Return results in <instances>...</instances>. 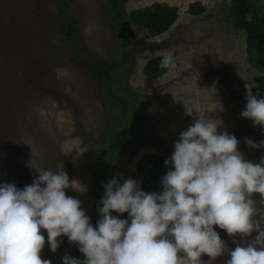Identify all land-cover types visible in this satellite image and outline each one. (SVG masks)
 <instances>
[{
  "label": "rangeland",
  "instance_id": "rangeland-1",
  "mask_svg": "<svg viewBox=\"0 0 264 264\" xmlns=\"http://www.w3.org/2000/svg\"><path fill=\"white\" fill-rule=\"evenodd\" d=\"M68 16L78 29L83 48L93 56L122 62L123 41L118 37L106 0H69ZM62 0H0V183L23 188L38 175L35 168L64 170L73 186L68 196L82 201V207L96 224L98 202L93 192L95 173L91 168L98 150L94 141L106 128L123 121L113 116L100 99L91 73L74 60V51L64 39L67 29L60 19ZM201 2L206 11L189 13L190 5ZM155 3L180 9L176 24L165 34L151 37L131 22L132 12ZM263 10L264 0H257ZM234 0H127L122 5L124 25L140 41L157 44L135 56L132 68L116 77L143 96L141 132L159 139L163 149H140L134 156L114 155L116 166L136 178L137 163L145 154L172 155L181 131L197 117L185 116V104L194 108L202 121L221 123V130L234 134L245 158L258 163L264 149H253L245 138L264 140L259 126L241 118L246 106L245 84L255 83L253 94L264 97V72L248 61V32L235 26ZM168 55L169 72L153 80L144 75L150 60ZM86 137V140L84 139ZM259 201L260 194H253ZM264 212V205L257 204ZM258 218V217H257ZM229 248L233 238L216 226ZM46 243L41 253L52 264L61 256L78 258V246L67 237L52 253ZM255 236V233L252 234ZM237 242L245 238L237 236ZM225 254L214 264H226ZM205 264L210 259L202 257ZM181 264H188L186 259Z\"/></svg>",
  "mask_w": 264,
  "mask_h": 264
},
{
  "label": "clouds",
  "instance_id": "clouds-1",
  "mask_svg": "<svg viewBox=\"0 0 264 264\" xmlns=\"http://www.w3.org/2000/svg\"><path fill=\"white\" fill-rule=\"evenodd\" d=\"M171 62L165 55L160 66ZM254 87L245 84L240 116L264 127V97L254 95ZM184 114L197 118L164 161L161 189L147 192L140 180L113 176L103 185L95 226L82 201L66 194L74 186L64 170L35 168L38 175L23 188L0 183V264H52L41 256L44 230L52 253L67 237L85 257L65 254L62 264H205L204 255L214 264L225 254L226 264H264V212L257 207L264 205V156L247 160L241 141L221 123L202 121L187 104ZM244 143L264 149V140ZM216 226L233 238L234 248Z\"/></svg>",
  "mask_w": 264,
  "mask_h": 264
},
{
  "label": "trees",
  "instance_id": "trees-1",
  "mask_svg": "<svg viewBox=\"0 0 264 264\" xmlns=\"http://www.w3.org/2000/svg\"><path fill=\"white\" fill-rule=\"evenodd\" d=\"M108 2L107 13L113 18L118 37L123 41L121 51L122 62L117 63L102 57L90 55L82 45L78 35V29L73 20L68 16L67 7L71 4L69 0L59 3L60 19L63 21L67 33L64 39L74 51V60L77 65L91 73L96 81L97 93L107 110L123 121L122 127L114 124L106 128L103 136L94 141L98 150L97 159L91 165L95 173L93 192L98 201L104 193L103 185L113 176L122 175L124 178L132 177L131 174L121 171L116 166L114 155L123 154L134 156L146 146H153L162 150L163 144L159 139H152L141 132V121L143 96L135 92L126 80H120L117 74L132 68L134 58L143 53L161 46L140 41L125 25V15L122 5L127 0H106ZM206 11L201 2L190 5L189 13L198 16ZM180 17V9L168 3H155L148 7L140 8L129 16L133 25L144 29L151 37H158L168 32ZM232 19L238 28L248 32V61L251 66L259 68L264 72V15L263 10L257 4V0H234ZM164 56L153 58L144 68V75L150 79L157 80L164 77L173 65L171 63L162 68L161 60ZM259 133L264 138V127H259ZM86 140V137H84ZM171 155H157L155 153L143 155L137 163L136 178L142 181V187L147 192H155L161 189V178L168 170L164 161ZM96 221L99 212L95 208ZM116 214V213H114ZM118 215V214H116ZM122 218H127L124 214ZM64 256V255H63ZM61 256V261L62 257ZM78 258L84 259L82 253Z\"/></svg>",
  "mask_w": 264,
  "mask_h": 264
}]
</instances>
